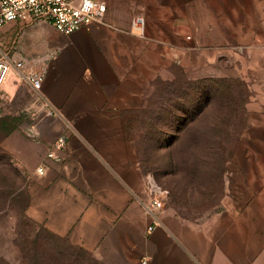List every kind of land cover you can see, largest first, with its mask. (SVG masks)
Returning a JSON list of instances; mask_svg holds the SVG:
<instances>
[{
	"label": "crops",
	"instance_id": "crops-1",
	"mask_svg": "<svg viewBox=\"0 0 264 264\" xmlns=\"http://www.w3.org/2000/svg\"><path fill=\"white\" fill-rule=\"evenodd\" d=\"M97 1L103 22L71 34L41 20L0 28V56L22 62L0 85V118L27 120L30 215L105 264H264V0ZM181 81L201 96L240 84L234 117L247 123L218 205L199 217L163 206L154 222L137 136L171 117Z\"/></svg>",
	"mask_w": 264,
	"mask_h": 264
},
{
	"label": "rangeland",
	"instance_id": "rangeland-1",
	"mask_svg": "<svg viewBox=\"0 0 264 264\" xmlns=\"http://www.w3.org/2000/svg\"><path fill=\"white\" fill-rule=\"evenodd\" d=\"M231 85L201 108L197 97L191 104L177 88L176 118L154 120L148 133L137 136L141 171L160 187L163 206L199 217L222 198L234 169L224 161L240 157L243 138L235 131L247 123L234 117L246 110V91ZM26 121H14L12 129L0 124V264H105L30 215L27 134L19 129Z\"/></svg>",
	"mask_w": 264,
	"mask_h": 264
},
{
	"label": "built area",
	"instance_id": "built-area-1",
	"mask_svg": "<svg viewBox=\"0 0 264 264\" xmlns=\"http://www.w3.org/2000/svg\"><path fill=\"white\" fill-rule=\"evenodd\" d=\"M105 4L97 0H0V28L12 20L45 21L63 34H71L75 30L88 27L93 23H102L105 14ZM142 18H133L136 27L142 24ZM22 67L21 61L0 56V85L6 80L12 68ZM35 90H40L42 75L31 71L22 74ZM37 172H41L37 168ZM153 193L145 204L146 212L157 222V213L163 208V196L160 187L151 179L149 181Z\"/></svg>",
	"mask_w": 264,
	"mask_h": 264
},
{
	"label": "trees",
	"instance_id": "trees-1",
	"mask_svg": "<svg viewBox=\"0 0 264 264\" xmlns=\"http://www.w3.org/2000/svg\"><path fill=\"white\" fill-rule=\"evenodd\" d=\"M177 88H180V89L182 88L183 89L185 97L187 98L188 102L191 103V104H192L193 98L196 100V97H197V100L199 101V104H201L200 105V108L202 107V104H205L209 100V97H211V96H219V94L216 93V87L215 86H208L207 87V89H208V95L207 96H203V95L201 96L200 90H199V85L198 84L192 82L191 84L186 83L184 85V82L181 81L176 86L175 94L172 95L170 93V95H169L170 96V100H169L170 102L168 104V112L171 115L172 119H175L176 118V115H177L176 114V111H175V107H176L175 106L176 105L175 102H176ZM210 93H212V94H210ZM186 115H187V113L185 114V116ZM189 115H191V114H189ZM169 118H163V119H169ZM16 120L17 119L0 118V124L2 126H4L6 129H12L14 127V125H15V122L14 121H16ZM154 123H155L154 120H152V121L150 120L149 121V124L147 125V128L146 129L153 128L155 126ZM148 132L149 131L146 130V133H148Z\"/></svg>",
	"mask_w": 264,
	"mask_h": 264
}]
</instances>
